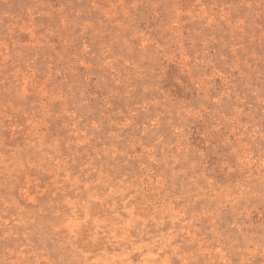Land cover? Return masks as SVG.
<instances>
[{
	"label": "rangeland",
	"instance_id": "374dc122",
	"mask_svg": "<svg viewBox=\"0 0 264 264\" xmlns=\"http://www.w3.org/2000/svg\"><path fill=\"white\" fill-rule=\"evenodd\" d=\"M0 264H264V0H0Z\"/></svg>",
	"mask_w": 264,
	"mask_h": 264
}]
</instances>
